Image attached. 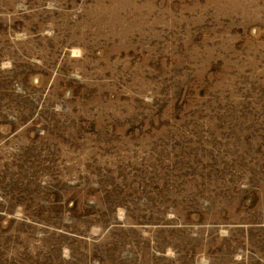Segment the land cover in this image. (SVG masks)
<instances>
[{"label":"rangeland","instance_id":"rangeland-1","mask_svg":"<svg viewBox=\"0 0 264 264\" xmlns=\"http://www.w3.org/2000/svg\"><path fill=\"white\" fill-rule=\"evenodd\" d=\"M0 264H264V0H0Z\"/></svg>","mask_w":264,"mask_h":264}]
</instances>
